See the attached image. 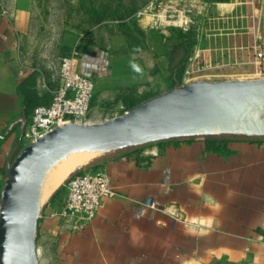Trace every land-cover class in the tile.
Returning a JSON list of instances; mask_svg holds the SVG:
<instances>
[{
	"label": "crops",
	"instance_id": "obj_1",
	"mask_svg": "<svg viewBox=\"0 0 264 264\" xmlns=\"http://www.w3.org/2000/svg\"><path fill=\"white\" fill-rule=\"evenodd\" d=\"M194 5L195 42L182 81L189 68L198 70L190 80L264 77L253 46L264 44V0ZM30 11L21 0L0 1V191L7 164L26 144L33 107L47 103L59 82L61 57L36 58L26 46ZM92 37L76 60L94 81L92 114L117 110L122 97L171 89L168 53L159 55L153 80L147 74L155 61L144 63L142 47ZM208 138L225 140L226 152ZM88 163L109 176L114 194L101 197L92 220L71 231L53 215L61 205L59 179L37 220L36 251L46 264H264V137L171 138L92 154L79 167Z\"/></svg>",
	"mask_w": 264,
	"mask_h": 264
},
{
	"label": "water",
	"instance_id": "obj_2",
	"mask_svg": "<svg viewBox=\"0 0 264 264\" xmlns=\"http://www.w3.org/2000/svg\"><path fill=\"white\" fill-rule=\"evenodd\" d=\"M264 77L192 80L99 122L70 121L26 143L0 191V264H41L36 230L43 180L64 155L214 134L264 137Z\"/></svg>",
	"mask_w": 264,
	"mask_h": 264
},
{
	"label": "rangeland",
	"instance_id": "obj_3",
	"mask_svg": "<svg viewBox=\"0 0 264 264\" xmlns=\"http://www.w3.org/2000/svg\"><path fill=\"white\" fill-rule=\"evenodd\" d=\"M21 1L32 11V13L30 11L31 31L26 46L32 47L30 49H32L31 53L34 57L46 58L59 55L61 57L60 59H62L74 49L81 47L87 40H92L93 32L100 41L102 38L107 37L115 45L121 44L124 46L126 41L129 44L130 42L134 43L123 33L119 25L120 23H125L134 30L135 34H137L138 30H141L146 35V45L142 47L144 51L143 59L144 63L148 66L153 63L152 61H155L154 68L153 66L149 67L150 71L147 74L148 77H153V80H155V77H158L156 73H153L155 66L156 68L158 67L156 61H160V59L164 60L159 55L164 56L169 49L167 46H164L166 38L172 37L176 30H188L191 27V21L194 15L199 13V10H197L198 7L196 8L194 5L196 0ZM93 10L104 11V17L98 22H95L94 19L96 16L92 14ZM140 12L142 13L140 14ZM159 13L160 15H164V17L158 16L157 14ZM55 62L56 60H54ZM146 80L149 82L147 77ZM190 81L192 80H188L186 83ZM180 84H183L182 81ZM118 112H121L119 111V105L117 110H112L111 113L106 111L101 115H94L90 110L88 121L99 122L112 117ZM92 154L93 152L84 153L79 162L65 169L59 176V179H62L59 187L74 172V169L78 168ZM66 156L69 155L66 154ZM55 187L45 192L46 197L50 196ZM44 202H42L40 207ZM37 255L38 259L40 258V263L46 264L41 253L39 252Z\"/></svg>",
	"mask_w": 264,
	"mask_h": 264
},
{
	"label": "built area",
	"instance_id": "obj_4",
	"mask_svg": "<svg viewBox=\"0 0 264 264\" xmlns=\"http://www.w3.org/2000/svg\"><path fill=\"white\" fill-rule=\"evenodd\" d=\"M157 15L164 17L160 13ZM253 46L254 57L264 62V44L257 42ZM79 54L80 52L74 49L60 60L58 85L49 103L34 107L22 132L25 143L36 140L58 125L70 121L88 122L94 96V81L76 68ZM189 61H192V57ZM196 71L197 68L186 69L182 83L190 80ZM126 110V107L120 105L121 112L112 117ZM58 190L56 194H59L61 205L53 211V215L66 219L71 231L84 228L95 216L100 198L114 194L109 176L103 171L94 170L93 164L69 175ZM152 204V201H148V205Z\"/></svg>",
	"mask_w": 264,
	"mask_h": 264
},
{
	"label": "trees",
	"instance_id": "obj_5",
	"mask_svg": "<svg viewBox=\"0 0 264 264\" xmlns=\"http://www.w3.org/2000/svg\"><path fill=\"white\" fill-rule=\"evenodd\" d=\"M212 1H215V0H212ZM219 1H221V0H219ZM92 14H94L96 16V18L94 19L95 22H98L105 15L104 11H98V10H93ZM119 25L122 28L123 33L126 34L128 36V38L134 42V43L130 42L129 45L131 47H143L146 45V36H145L143 31L138 30L137 34H135L134 30L131 29L125 23H120ZM194 36H195L194 30H193V28L190 27L188 30H185V31L180 30V29L176 30L174 35H172V37L168 38L169 43L166 45L169 47L167 53H168V61H169V65H170V70H171V74H170V76H171V88L177 86L182 81L184 70H185L186 64L188 62L190 53L192 51L193 44L195 42ZM91 41L92 40L89 39L85 43L90 44ZM76 50H78L79 52L84 51L83 45L81 47H78ZM155 95L156 94H150V95L144 97L143 99L145 100V99L152 97V96H155ZM142 100L141 99L137 100V99H134L133 97H122V102L127 109L134 107L136 104H138ZM49 101L47 103H49ZM47 103H45V104H47ZM37 105H39V104H37ZM37 105H35V106H37ZM34 107H33V109H34ZM33 109H32V111H33ZM32 111H31V113H32ZM205 141H206V143H214L215 144L214 145L215 151L217 150L219 152H226L225 140H222V139L216 140L213 138H208ZM2 184H3V182H2ZM58 191L59 190H57L56 193Z\"/></svg>",
	"mask_w": 264,
	"mask_h": 264
},
{
	"label": "bare ground",
	"instance_id": "obj_6",
	"mask_svg": "<svg viewBox=\"0 0 264 264\" xmlns=\"http://www.w3.org/2000/svg\"><path fill=\"white\" fill-rule=\"evenodd\" d=\"M221 3V2H220ZM225 4V3H224ZM217 7V6H216ZM223 8V7H222ZM221 9V8H220ZM261 112L264 114V104L261 106ZM89 122V121H88ZM86 152H93V154H97L99 152H101L98 149H93V150H89V149H82L79 151H74L71 153H68L67 155L69 156H64L61 159L57 160L52 167L50 168V170L48 171V173L46 174L42 186H41V190H40V195H39V205L42 204V202L44 201L45 198V192L48 188H52L55 187L57 184V181L59 179L60 174L67 168L71 167L73 164L79 162V160L83 157V154ZM72 155V156H71ZM93 163H88L82 167L79 168H75L74 172L87 167L89 165H92ZM72 172V171H71ZM70 172V173H71ZM73 172V173H74ZM46 201V200H45Z\"/></svg>",
	"mask_w": 264,
	"mask_h": 264
}]
</instances>
